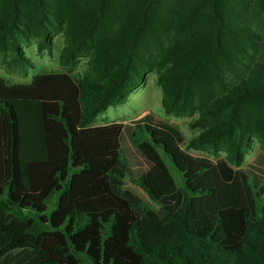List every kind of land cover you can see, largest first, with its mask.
<instances>
[{
  "label": "trees",
  "instance_id": "obj_1",
  "mask_svg": "<svg viewBox=\"0 0 264 264\" xmlns=\"http://www.w3.org/2000/svg\"><path fill=\"white\" fill-rule=\"evenodd\" d=\"M263 14L264 0H0V51L23 69L18 41L35 36L52 51L60 30L67 67L33 74L27 88L0 87V264H264L263 157L232 169L193 156L175 127L148 114L89 124L154 69L165 111L208 96L203 114L217 121L186 146L234 134L238 164L250 130L244 106L264 104V31L252 24ZM252 55V67L227 82ZM78 57L81 74L71 71ZM124 134L145 168L132 171ZM153 220L157 232L142 225Z\"/></svg>",
  "mask_w": 264,
  "mask_h": 264
},
{
  "label": "rangeland",
  "instance_id": "obj_2",
  "mask_svg": "<svg viewBox=\"0 0 264 264\" xmlns=\"http://www.w3.org/2000/svg\"><path fill=\"white\" fill-rule=\"evenodd\" d=\"M252 24L256 31L263 33L264 14L259 18H255ZM52 33V51L46 47H39V38L35 36H30L18 41L23 54L28 60L27 64H29V66L23 69L13 61V52L9 48L0 51V87L12 88L25 86L28 85L30 82L28 80L31 79V76L35 73L57 72L67 69V67L60 64L58 60V52L64 42L63 35L60 30H54ZM255 60L256 57L253 55L248 57V59H243L241 62L242 66H239L235 72L226 74L227 82L230 84L235 82L239 76L245 74L246 71L252 67L253 61ZM85 69L86 58L78 57L71 71L81 74ZM156 77L157 74L154 69L147 71L142 83L130 91L123 102L108 105L103 111L98 113L89 124L95 125L107 122H122L123 124L131 125L136 119L148 114L155 119L175 127L182 136L181 147L193 156L205 157L212 161L221 158L224 159L232 169H248V166L254 164L259 156L264 158V138L261 133L264 129V104L254 103L244 106V118L250 130L246 141L247 146L243 151L240 162L236 164L233 160V150L230 148L234 134L214 145L207 143L198 147L186 146V141L190 137L198 134L211 123L217 121V118L203 114V107L207 104L208 96L196 94L188 109L178 112H167L162 106V92L156 82ZM199 119L202 125H193V122ZM121 145L133 172L145 168V161L129 143L125 134ZM161 155L176 186L180 187V175L172 167L167 156ZM125 188L132 191L139 199L140 203L145 205L146 208L155 211L156 208L149 203L146 196L137 187L126 183ZM55 201L56 198L53 196L47 203L46 212L53 208ZM142 225L144 228L146 227L147 230L152 229L155 232L159 229L156 220L149 222L143 221ZM149 235L154 237L156 241L161 239V235L158 237L152 231ZM150 244L155 243L150 240Z\"/></svg>",
  "mask_w": 264,
  "mask_h": 264
},
{
  "label": "crops",
  "instance_id": "obj_3",
  "mask_svg": "<svg viewBox=\"0 0 264 264\" xmlns=\"http://www.w3.org/2000/svg\"><path fill=\"white\" fill-rule=\"evenodd\" d=\"M36 74V73H35ZM30 78V77H29ZM28 81H30V79L28 80ZM30 86V82L28 83V85H25V86H21V87H12V88H27V87H29ZM107 123H109V122H107ZM122 123V122H121ZM102 124H104V123H102ZM95 125H100V124H95Z\"/></svg>",
  "mask_w": 264,
  "mask_h": 264
}]
</instances>
